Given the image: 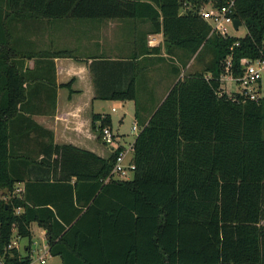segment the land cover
I'll return each instance as SVG.
<instances>
[{"label":"trees","instance_id":"1","mask_svg":"<svg viewBox=\"0 0 264 264\" xmlns=\"http://www.w3.org/2000/svg\"><path fill=\"white\" fill-rule=\"evenodd\" d=\"M230 1L0 0V264H33L31 245L23 255L14 244L31 239L33 222L62 264H264V96L222 88L225 74H244L243 59H264V0H234L242 37L218 34L201 15ZM41 17L142 19L163 33L164 52L187 57L183 67L205 60L183 76L173 65L177 81L150 105L138 97L140 61L91 63L97 98L135 101L131 179L113 177L117 151L57 144L34 119L56 110L52 58H76L68 48L35 51L19 26ZM72 83L61 86L72 93ZM92 120L99 134L112 126L107 111Z\"/></svg>","mask_w":264,"mask_h":264},{"label":"crops","instance_id":"2","mask_svg":"<svg viewBox=\"0 0 264 264\" xmlns=\"http://www.w3.org/2000/svg\"><path fill=\"white\" fill-rule=\"evenodd\" d=\"M19 28L24 32L26 30L36 42L34 46L36 52H49L59 48H68L75 52L76 58H52L58 86L55 113L34 115V119L40 125L53 131L54 142L60 145L72 144L105 158L111 153L109 146L100 141L99 133L93 128L92 123L93 113L107 111L104 106L105 100L96 97V86L91 71L94 59L140 61L143 70L138 80L137 92L139 99L147 105L153 101L155 104L162 101L178 79L173 74V66L168 64L167 57L171 55L164 52L163 33L153 31L151 24L142 19L41 17L34 20L29 18L22 22ZM153 47H161L162 53H146ZM193 62L194 57L182 70H190ZM34 64V59L27 61L29 68H33ZM38 65L47 71L52 69L50 59H39ZM163 65H167V69H164ZM191 72L194 71L189 73ZM183 75L184 71L181 76ZM70 80H73L72 93L67 87L61 86ZM115 101L123 103L133 101L135 113L134 100ZM119 135L123 137L122 134ZM17 186L19 187L17 190H20L23 184L19 183ZM18 239H15L16 246ZM28 251L30 252L29 248Z\"/></svg>","mask_w":264,"mask_h":264},{"label":"rangeland","instance_id":"3","mask_svg":"<svg viewBox=\"0 0 264 264\" xmlns=\"http://www.w3.org/2000/svg\"><path fill=\"white\" fill-rule=\"evenodd\" d=\"M246 33H247V28L244 24L240 25L238 30H235L234 28L231 27L229 28V34L231 36L242 37L246 35ZM167 60L169 61L168 64H170L171 66L175 65L181 68V74H183V71L184 74H188L190 71L201 70L204 67V62H205L204 59L198 60L196 57H194V62L190 70L189 69L182 70L184 69L183 62L187 61V57L184 54H182L181 52L175 53L174 55L167 57ZM163 67L164 69H167V65H163ZM261 75H262L261 80L255 84V87H258L259 94L264 96V65L261 69ZM222 88L229 95H232L239 91L240 86L235 79L231 77H226L222 81ZM104 106L107 112L111 113V119H112L111 127L114 130V132L116 134L123 135L124 143L133 141L138 134V132H134L132 130L133 124L135 123L133 101H130L129 103H123L120 101L105 100ZM113 107H116V111L112 110ZM33 142L34 141H32L31 143ZM35 149L38 151V147H36ZM133 175L134 174H130L123 179H131ZM31 229H32L31 239L25 237V238H19L17 241V246L19 247L20 252L23 255L28 254L29 253L28 246L31 245V256L33 258V264H62L60 257L52 256L48 251L44 228L38 225L36 222H33L31 225ZM40 257H45L46 262L41 263Z\"/></svg>","mask_w":264,"mask_h":264},{"label":"built area","instance_id":"4","mask_svg":"<svg viewBox=\"0 0 264 264\" xmlns=\"http://www.w3.org/2000/svg\"><path fill=\"white\" fill-rule=\"evenodd\" d=\"M233 5L234 0L230 1L228 5L221 7L208 6L201 10V15L212 25L213 31L223 36H228L230 35L229 28H234V17L232 15ZM242 62L245 65V71L242 76L234 78L230 73H227L223 76V79L226 77L235 79L239 83L240 94L251 99H258L262 95L259 94L258 87H255V84L261 80V69L264 65V59H243ZM229 68L230 61L227 63L228 71ZM112 110L116 111V107H113ZM132 130L134 132L140 131V126L137 122L133 124ZM99 139L103 144L109 146L111 153L118 152L112 170L113 177L123 179L130 174H134L136 170L134 162L135 139L131 142L124 143L123 137L116 134L111 126H104L101 128ZM40 262L45 263V257H40Z\"/></svg>","mask_w":264,"mask_h":264},{"label":"water","instance_id":"5","mask_svg":"<svg viewBox=\"0 0 264 264\" xmlns=\"http://www.w3.org/2000/svg\"><path fill=\"white\" fill-rule=\"evenodd\" d=\"M233 25L234 29L238 30L239 26L242 25V21L239 18H234Z\"/></svg>","mask_w":264,"mask_h":264}]
</instances>
